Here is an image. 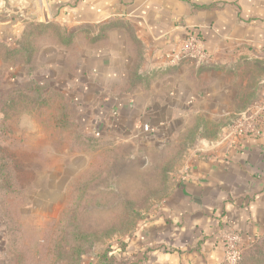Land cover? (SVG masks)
I'll list each match as a JSON object with an SVG mask.
<instances>
[{
    "label": "crops",
    "instance_id": "0c3cea01",
    "mask_svg": "<svg viewBox=\"0 0 264 264\" xmlns=\"http://www.w3.org/2000/svg\"><path fill=\"white\" fill-rule=\"evenodd\" d=\"M18 13L93 28L71 70L49 59L29 73L38 84H65L87 133L162 147L191 116L216 127L192 144L166 195L123 241L126 264H218L226 232L241 235L242 253L264 237V126L246 136L231 127L264 91V0H0V43L14 46L37 24ZM189 32L203 41L205 63L172 61ZM6 235L0 220V264H8Z\"/></svg>",
    "mask_w": 264,
    "mask_h": 264
},
{
    "label": "rangeland",
    "instance_id": "374dc122",
    "mask_svg": "<svg viewBox=\"0 0 264 264\" xmlns=\"http://www.w3.org/2000/svg\"><path fill=\"white\" fill-rule=\"evenodd\" d=\"M94 39L92 27L37 23L14 50L0 43V220L9 264H73L77 257L79 264H102L98 255L105 250L125 260L123 241L166 195L169 173L194 142L216 133L199 115L171 130L162 147L81 129L65 84H37L29 73L49 59L71 70L82 45ZM238 264H264V237L243 251Z\"/></svg>",
    "mask_w": 264,
    "mask_h": 264
},
{
    "label": "built area",
    "instance_id": "2783aa9c",
    "mask_svg": "<svg viewBox=\"0 0 264 264\" xmlns=\"http://www.w3.org/2000/svg\"><path fill=\"white\" fill-rule=\"evenodd\" d=\"M186 58L199 62L208 60V53L203 41L193 32H189L180 50L174 54L172 61ZM113 115L116 112L112 113ZM264 126V91L252 105L238 112L232 121V131L237 136L258 134ZM153 130V129H152ZM99 136V132L95 131ZM223 257L218 264H238L242 255V237L239 233L229 231L223 236Z\"/></svg>",
    "mask_w": 264,
    "mask_h": 264
},
{
    "label": "trees",
    "instance_id": "16d2710c",
    "mask_svg": "<svg viewBox=\"0 0 264 264\" xmlns=\"http://www.w3.org/2000/svg\"><path fill=\"white\" fill-rule=\"evenodd\" d=\"M41 24H49V23H41ZM65 29V28H64ZM3 44V43H2ZM17 44V43H16ZM16 44L14 45V46H16ZM14 46H9V47H11L13 50L15 49V47ZM37 83V82H36ZM38 84V83H37ZM0 120H1V112H0ZM2 167H0V169H1ZM14 172V177H16V178H18L17 177V173H16V170H14L13 171ZM0 176H2V178H5V175L3 174V172L2 171H0ZM6 192V190L4 189V193ZM124 244V243H123ZM6 245V244H5ZM125 248V245H124V247L122 248V249H124ZM78 256H80V255H78ZM115 256V257H114ZM98 259H99V262L101 263L102 262V264H112V262H114V261H116V262H118V264H125L126 263V261L124 260V259H121V260H119L117 257H116V255H110L109 254V251H107V250H105L104 252H103V254L102 255H98ZM79 262L81 263L82 261L81 260H79V257H77V259H75V261L73 262V264H79ZM9 264V263H8Z\"/></svg>",
    "mask_w": 264,
    "mask_h": 264
},
{
    "label": "water",
    "instance_id": "95a60500",
    "mask_svg": "<svg viewBox=\"0 0 264 264\" xmlns=\"http://www.w3.org/2000/svg\"><path fill=\"white\" fill-rule=\"evenodd\" d=\"M12 16H18V17H20L21 19H28V20H30V22H37V23H39L40 22V20H32V17H29V16H27V15H24V14H22V15H19V13L18 14H13Z\"/></svg>",
    "mask_w": 264,
    "mask_h": 264
}]
</instances>
